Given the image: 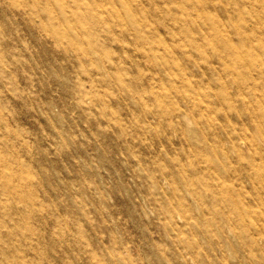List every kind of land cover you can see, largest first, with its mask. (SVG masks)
<instances>
[{"label": "rangeland", "instance_id": "1", "mask_svg": "<svg viewBox=\"0 0 264 264\" xmlns=\"http://www.w3.org/2000/svg\"><path fill=\"white\" fill-rule=\"evenodd\" d=\"M60 1L0 0V264H264V0Z\"/></svg>", "mask_w": 264, "mask_h": 264}, {"label": "bare ground", "instance_id": "2", "mask_svg": "<svg viewBox=\"0 0 264 264\" xmlns=\"http://www.w3.org/2000/svg\"><path fill=\"white\" fill-rule=\"evenodd\" d=\"M51 1H56L58 6L60 5V3L63 4V2H61L60 0H51ZM60 6H61V5H60ZM55 34H59V32H55ZM227 54H231L232 56H236V54H237V50L234 49V48H231V47H230V48H228V50H227ZM223 91H224V89H223ZM223 94H224V92H223ZM5 186L7 187V184H5ZM180 202H181V201H180ZM219 218H220V219H224V212H223V209H222V211H220ZM207 233H209V231H208ZM245 242H246L247 244H251V243L254 242V240H253V239L249 236V234H248L247 238L245 239Z\"/></svg>", "mask_w": 264, "mask_h": 264}]
</instances>
